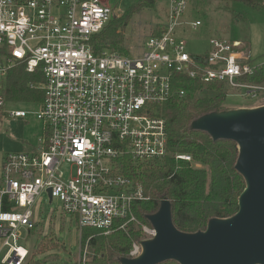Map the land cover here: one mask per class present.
<instances>
[{
	"label": "built area",
	"instance_id": "built-area-1",
	"mask_svg": "<svg viewBox=\"0 0 264 264\" xmlns=\"http://www.w3.org/2000/svg\"><path fill=\"white\" fill-rule=\"evenodd\" d=\"M109 0H0V106L5 82L19 61L45 76V97L35 111L43 132L30 152L5 156L0 185V264H24V245L32 229L37 198L48 193L79 227L109 235L129 232L140 221L135 206L142 188L122 173V161H160L167 157L166 119L161 109L185 78L223 82L237 95L259 98L264 84L242 81L260 64L244 62L249 54L240 40L211 37L207 50L188 51L184 21L191 0H166L163 30L150 34L144 49L121 54L97 52L93 37L112 20ZM187 25V26H186ZM13 117L29 112L10 110ZM177 160L193 163L190 154ZM153 237L156 230L142 228ZM24 231V232H23ZM132 256L142 245H133Z\"/></svg>",
	"mask_w": 264,
	"mask_h": 264
},
{
	"label": "trees",
	"instance_id": "trees-1",
	"mask_svg": "<svg viewBox=\"0 0 264 264\" xmlns=\"http://www.w3.org/2000/svg\"><path fill=\"white\" fill-rule=\"evenodd\" d=\"M157 1L142 0L130 7L119 19L114 14L109 24L93 37L95 50L99 52L107 49L127 55L129 50L125 36L131 13L139 4L145 3L147 7H153ZM230 2L264 11V0ZM162 30L163 26L158 24L152 34L158 35ZM242 49L249 54L244 62L256 64L250 54L249 44H244ZM259 64L252 74L242 76V81L264 84V62ZM44 83L43 72H30L26 63L19 61L6 78L5 102H43L45 92L41 86ZM180 88L186 90V95L183 98L173 96L160 110L166 119L167 157L160 161L135 163L126 156L121 167L122 173L144 192L145 199L135 206L140 222L155 214L163 201H169L175 227L182 232L195 233L204 231L213 218L225 219L233 216L239 210V199L247 182L236 167L240 154L238 143L233 139H214L207 131L195 128L194 122L204 115L229 110L226 102L231 99L243 98L256 102L264 98V93L258 99L246 98L228 89L223 82H204L200 78H185L177 87ZM177 153L190 154L193 163L177 160ZM133 226L135 225L129 226V232L114 229L109 235H104L99 229L82 228L80 243L84 246L90 238L88 245L94 250V256L86 263L122 264V259L132 249L134 238L140 233ZM37 230L38 224L27 231L28 239L23 243H27L30 248L26 246L29 255L24 264H41V255H46L51 249L60 246L53 234L44 235L35 247V243L29 244L30 237L36 236ZM160 264L180 263L167 260Z\"/></svg>",
	"mask_w": 264,
	"mask_h": 264
},
{
	"label": "rangeland",
	"instance_id": "rangeland-1",
	"mask_svg": "<svg viewBox=\"0 0 264 264\" xmlns=\"http://www.w3.org/2000/svg\"><path fill=\"white\" fill-rule=\"evenodd\" d=\"M140 1L142 0H109L108 3L115 7L114 17L119 19L128 9L130 10V7ZM143 5L145 3L139 4L131 13L126 28L125 40L130 55L142 51L144 42L153 33L157 24L165 23V11L168 7L166 0H158L153 7ZM197 19L202 21V25L197 30H193L190 26L184 27L190 53L207 50L211 37H225L229 40H240L245 45L249 44L254 63L264 62V11L241 3H233L230 0H191L183 20ZM263 101L264 98L256 102L234 98L227 101L226 105L230 108L229 110L251 109L264 106ZM37 108V104L25 102L18 104L5 102L0 106V185L4 157L15 152H30L42 135L41 121L34 114ZM17 109L26 110L30 115L27 118L11 116L10 110ZM33 210L38 230L36 236L30 237L29 244L35 243L34 247L37 246L43 236L48 234H53L60 244L57 249L53 248L51 252L40 256L41 264H87L86 262L92 259L94 250L88 245L90 238L82 246L80 243L82 228L77 226L74 217L62 211L58 199L50 202L48 193H43L37 198ZM144 225L150 230L154 228L150 216L147 220H141L133 226L134 230L140 233L134 238L132 249L134 244L142 245V242L153 238L150 233L144 232L142 229ZM24 234L28 239L25 232ZM24 245L30 248L27 243ZM137 256L139 254L135 257ZM133 257L129 253L125 259Z\"/></svg>",
	"mask_w": 264,
	"mask_h": 264
},
{
	"label": "water",
	"instance_id": "water-1",
	"mask_svg": "<svg viewBox=\"0 0 264 264\" xmlns=\"http://www.w3.org/2000/svg\"><path fill=\"white\" fill-rule=\"evenodd\" d=\"M194 127L238 143L236 167L247 182L239 210L211 219L204 231L186 233L175 227L170 202L163 201L150 216L156 235L142 242L139 256L122 264H264V106L207 114Z\"/></svg>",
	"mask_w": 264,
	"mask_h": 264
},
{
	"label": "crops",
	"instance_id": "crops-1",
	"mask_svg": "<svg viewBox=\"0 0 264 264\" xmlns=\"http://www.w3.org/2000/svg\"><path fill=\"white\" fill-rule=\"evenodd\" d=\"M158 25V24H157ZM9 103H16V104H18L17 102H9ZM24 103V102H23ZM25 103H32V104H37L38 105V108H39V106H40V103H42V102H25ZM37 108V109H38ZM28 115H30V114H28ZM27 115V116H28ZM27 116L25 117V118H27ZM19 118H22V117H19ZM41 123V122H40ZM41 133L43 132V128H42V123H41ZM41 135V134H40ZM5 158V157H4Z\"/></svg>",
	"mask_w": 264,
	"mask_h": 264
}]
</instances>
